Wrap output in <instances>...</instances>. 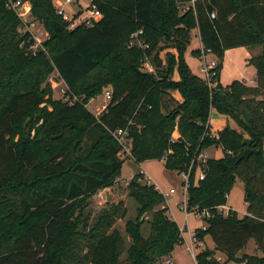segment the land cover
Masks as SVG:
<instances>
[{
    "label": "trees",
    "instance_id": "1",
    "mask_svg": "<svg viewBox=\"0 0 264 264\" xmlns=\"http://www.w3.org/2000/svg\"><path fill=\"white\" fill-rule=\"evenodd\" d=\"M21 1L48 37L46 52H32L33 40L0 0V264H157L182 243L163 194L141 171L127 185L137 204L125 224L129 245L112 229L125 215L121 202L101 210L92 224L83 217L90 198L121 174L117 130L127 131L136 163L163 160L178 173L210 146L220 148L221 158L206 160L204 179L194 167L188 180L187 208L212 212L205 230H194L199 242L209 236L213 243L196 264H264V0H92L101 18L73 30L54 0ZM194 32L217 59L211 87L184 60ZM134 34L146 48L129 46ZM239 47H260L248 59L254 84L223 86V55ZM146 62L153 71L143 70ZM52 74L76 100L53 98ZM105 90L111 99L97 117L87 104ZM211 109L237 129L210 137ZM245 149L248 158L239 160ZM236 180L246 215L225 217L215 209L226 205ZM250 240L260 256H239Z\"/></svg>",
    "mask_w": 264,
    "mask_h": 264
},
{
    "label": "rangeland",
    "instance_id": "2",
    "mask_svg": "<svg viewBox=\"0 0 264 264\" xmlns=\"http://www.w3.org/2000/svg\"><path fill=\"white\" fill-rule=\"evenodd\" d=\"M63 1V0H57ZM88 5V0H80L79 3L73 2L72 5L64 6V11L66 14L70 15L71 13L77 11L78 6L85 8ZM28 21L33 20L32 15L28 17ZM33 34L37 37L41 42L46 40L48 37L47 32L44 30L43 26L38 22L36 28L33 30ZM42 48L46 52V48L42 44ZM202 50V46L200 44L199 37L197 32H194L193 39L188 45L186 51L184 52V60L190 70L196 74L197 76L204 79V61L208 64L216 61L215 56L208 54L205 57V60L193 55L192 51ZM42 51V50H41ZM260 52V47H239L227 50L222 58V65L220 69L219 81L223 86L231 84L233 81H244L248 85H253V81L256 79L255 68L252 65L248 64V59L253 56L258 55ZM165 51L161 52L160 56L164 57ZM145 71V70H144ZM176 78V74L174 75ZM53 88V98L54 99H62L65 101L64 95L61 93V88H63V84L60 80L56 79V83L52 85ZM177 98V95H174ZM104 95H99L96 98L89 101L87 104V108L90 112H92L95 116L99 117L100 107L103 104H106ZM209 122L211 126L212 132H219L224 128L237 129L236 122L230 118L219 114L215 109H211ZM264 149V144H263ZM204 153L208 158L218 159L223 156V151L220 148H216L215 146H210L207 148ZM120 158H122L123 164L121 168V174L116 181V184L108 189L100 190L101 195L95 194L89 200L88 205L84 211L83 217L87 218L88 224H92L101 210L105 208H109L110 206L121 202L122 208L125 210V215L123 218L116 219L113 228L117 229L121 232L123 237L125 238L127 244H130L129 238L125 234V224L128 220L134 219L136 215L137 204L134 200H132L128 196L127 186L125 185L126 181H129L131 177L141 171L144 173L146 178L149 179L150 183L155 186V188L164 195L165 203L169 209V215L171 219L179 225L184 223V212L181 209L184 206L186 194L184 196L183 190V178L182 174L177 171H171L165 168L163 160H147L142 163H136L130 157H124L123 154H120ZM199 170H196V177ZM147 182L146 179H144ZM170 190H173L172 193H169ZM231 208L233 211L237 213L239 217L246 215V204L244 202V192H243V184L241 181L236 180L230 189L229 193L226 196V205ZM151 215L146 216V220H150ZM203 225V220L195 217L194 215H189L187 217V228L188 230L194 231L196 229L201 228ZM142 235L146 237L149 233L148 223H145L141 229ZM189 232L186 230L184 234L185 242H182L180 245H177L174 251L171 253V259L177 264H196V262L191 258L190 252L186 248V244L188 243ZM204 248H213L212 240L209 236H207L206 241L204 240L203 245L198 246L195 249V252H200ZM255 247V243L253 240H250L246 246V248L239 253V256L243 253L248 255H259ZM216 258H221L220 261H224V256L216 252ZM164 260H161L157 264H164ZM226 264H243L240 262H228Z\"/></svg>",
    "mask_w": 264,
    "mask_h": 264
},
{
    "label": "built area",
    "instance_id": "3",
    "mask_svg": "<svg viewBox=\"0 0 264 264\" xmlns=\"http://www.w3.org/2000/svg\"><path fill=\"white\" fill-rule=\"evenodd\" d=\"M5 1V6L10 9L11 11H13L17 17L20 19L21 21V32L22 33H27L30 38L33 40V43L31 44V46L29 47V49L32 52H36L39 50L44 51V49L42 48V42L34 36L33 34V30L34 28H36L38 21L31 20L28 21V17L31 16V7L30 4L28 2L25 1H21V0H4ZM80 0H63L61 1H57L54 0L55 3V9L58 15H60L62 17V19L68 24L67 28L68 30H73L74 28L78 27V26H83V27H91L93 26L96 22L99 21V19L101 18V14L100 12L97 10V8L95 7L94 4H92V0H88V5L85 8H82L81 6H78L77 11L71 13L70 15L66 14L64 11V6L66 5H72L73 2L75 3H79ZM213 17V15H212ZM139 33H142L141 31ZM138 34H134L131 37V41L129 43V46H138L139 48H146L147 46L140 40H138ZM202 46V45H201ZM211 53H209V51L205 50L202 46V50L200 51V55L201 58H203L205 60V57ZM217 62H211L210 64H208L206 61H204V80L207 82L208 86L211 87L213 86L215 83L213 82V78L215 76V72H214V68L216 67ZM143 70L151 72L153 71L151 65L146 62L143 65ZM58 75L57 74H52L47 82L51 85H54L56 83V79H57ZM60 82L63 84V88H61V93L62 95H64L65 101H70V97L68 95H66L67 93V86L64 84V82L62 80H60ZM104 98H105V102L106 104H102L100 107V112H104L106 110V107L111 99V93L109 90H105L104 93ZM76 100L75 97H73V99L70 101H74ZM114 138L117 140L118 144L121 146V151L120 154H123L124 157H130L131 158V154H130V141L127 138V131L126 130H117L116 132L113 133ZM210 137H216L217 134L216 133H212L209 134ZM208 159V157L206 156V154L203 152H201L196 158H194L191 161V164L189 166V168L187 169V171H183L182 174V178H183V190H184V196L186 194V198H185V202H184V206L181 207V209L184 212V223L181 226H178L179 229V233L180 236L182 238V242H185L184 239V234L186 232V230L189 232L188 236V243L186 244V248L187 250L190 252V256L191 258L196 262V256L198 254V252H195V249L198 248V246L203 245L202 242H199L195 236V231H189L187 228V217L189 215H194L197 218H200L201 220H203V225L201 226V228H199L200 230H205L207 224L204 222L205 219H209L212 215V212L207 210V209H199V208H192V209H188L187 208V188H188V180H189V176L191 174V171L194 169L195 170H199L198 174H197V178L199 180H203L204 179V165L206 160ZM143 173V172H142ZM144 174V173H143ZM145 177V175H144ZM145 179L147 180V184H151L149 179L145 177ZM129 181L125 182V185H128ZM173 190H170L169 193H172ZM96 194H98L99 196L101 195V191H98ZM164 196V195H163ZM216 212L221 213L223 216H227L228 213L230 211H233L231 208L227 207V206H219L216 207ZM164 264H175L171 259L167 258L164 260Z\"/></svg>",
    "mask_w": 264,
    "mask_h": 264
},
{
    "label": "water",
    "instance_id": "4",
    "mask_svg": "<svg viewBox=\"0 0 264 264\" xmlns=\"http://www.w3.org/2000/svg\"><path fill=\"white\" fill-rule=\"evenodd\" d=\"M249 154H250V150L245 149V150L243 151V153L240 155L239 160H242V159H246V158H248Z\"/></svg>",
    "mask_w": 264,
    "mask_h": 264
},
{
    "label": "crops",
    "instance_id": "5",
    "mask_svg": "<svg viewBox=\"0 0 264 264\" xmlns=\"http://www.w3.org/2000/svg\"><path fill=\"white\" fill-rule=\"evenodd\" d=\"M200 44H201V43H200ZM252 48H255V47H252ZM177 78H178V77H177V75H176V78H174V79H177ZM253 84H254V81H253ZM176 95H177V98H176V99H177V100H180L179 95H178L177 93H176ZM209 123H210V122H209ZM145 177H146V176H145ZM165 204H166V203H165ZM166 206H167V205H166ZM167 207H168V206H167ZM170 218H171V217H170ZM182 224H183V223H182ZM177 225H178V224H177ZM179 226H181V225H179ZM206 238H207V237H205V239H204L205 241H206ZM210 249H213V248H210ZM168 258L171 259V256H169ZM166 259H167V258H166ZM217 259H218V260H221V258H217ZM171 260H172V259H171ZM172 261H173V260H172ZM173 262H174V261H173ZM174 263L177 264L176 262H174Z\"/></svg>",
    "mask_w": 264,
    "mask_h": 264
}]
</instances>
